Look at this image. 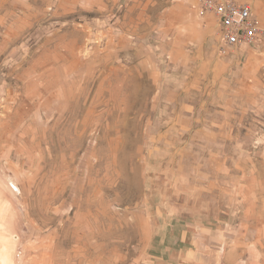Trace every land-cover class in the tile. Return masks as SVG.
<instances>
[{
	"label": "rangeland",
	"instance_id": "1",
	"mask_svg": "<svg viewBox=\"0 0 264 264\" xmlns=\"http://www.w3.org/2000/svg\"><path fill=\"white\" fill-rule=\"evenodd\" d=\"M233 1L264 28V0ZM199 2L0 0V264L42 259L92 172L107 189L79 211L90 248H72L89 264H264V38L230 72L198 61L173 72V38L205 21ZM116 120L119 154L98 140Z\"/></svg>",
	"mask_w": 264,
	"mask_h": 264
},
{
	"label": "bare ground",
	"instance_id": "2",
	"mask_svg": "<svg viewBox=\"0 0 264 264\" xmlns=\"http://www.w3.org/2000/svg\"><path fill=\"white\" fill-rule=\"evenodd\" d=\"M67 89V90H66ZM65 89V92L63 93L62 96V102L64 105V109L66 110V106L69 102V97L71 96V90H69L68 88ZM122 91V90H121ZM110 93V92H109ZM114 94V93H113ZM115 95V94H114ZM117 96V95H116ZM73 98V97H72ZM115 101V100H114ZM117 101V100H116ZM72 102V101H71ZM73 103V102H72ZM117 103V102H116ZM115 104V103H114ZM66 105V106H65ZM71 107V106H70ZM61 109V108H60ZM119 110V108H117ZM69 110L72 111V109L70 108ZM75 110V108H74ZM123 110V108H122ZM120 111V110H119ZM71 113V112H70ZM75 114V111H74ZM124 114V113H123ZM90 118V117H89ZM120 118V117H119ZM70 122L73 121L74 119L72 117H70L68 119ZM67 120V121H68ZM64 120V122L61 124V127L64 129L63 133H62V142L65 144V149L66 150H71V151H75L73 149V147H75L76 145V141L78 140V138H68L66 139L65 134L70 132L71 129H69L68 124H67V128L65 127L66 122ZM99 122V121H98ZM69 123V122H68ZM94 123V121L92 122ZM114 125V132L115 134H117L115 137L113 138H108V133H110V131H112L110 129V127H106L102 129V133H104L105 135L100 137V139H98L101 143L104 142L105 140L107 141V146L108 149L110 151L115 152L118 154L120 153V150L123 151V149L126 147V143L125 140L123 139L122 135H119V133L121 132L122 125L121 122L119 120H116ZM60 124V123H59ZM75 124V123H74ZM88 124H91L90 119H88L86 121V123L84 124V126H87ZM102 126V125H101ZM90 127V126H89ZM76 131V130H75ZM64 134V136H63ZM67 134V135H68ZM129 133L126 134V136ZM80 136V135H79ZM125 136V137H126ZM78 137V136H77ZM127 141V140H126ZM62 143V144H63ZM126 149V148H125ZM64 150V149H63ZM65 150V151H66ZM97 153H99L100 155H102L103 160H106V153L103 151H97ZM64 154V153H63ZM73 154V152H72ZM113 157V156H112ZM105 158V159H104ZM114 162H115V158H114ZM122 164V163H121ZM118 167H116V170L119 171V168H121L120 165L116 164ZM115 169V168H114ZM93 174V178L89 180L88 185L85 188H82L79 184L76 185V187L74 189H76V193H82V198H78L77 200L74 199V203L77 207V211H75V213L73 214V216L69 217V216H64L61 215L62 220L60 222V224L58 225V227L53 230L54 234L51 236V243L47 248V252L42 255V259H44L46 257V260L49 264H89V254L84 253L85 256H83L80 252H76L75 250H72V248L74 247L75 243H81V245L85 248H90V236H91V232L89 231V226H90V221L89 219L80 216L79 211L84 209L87 213L90 212V209H92V200L91 198L93 196L96 195H103V193L106 191L107 187L105 184H99V188L100 191L95 189V178H94V173ZM64 182V181H63ZM64 184V183H63ZM62 187V186H61ZM64 186L61 188V190H64ZM67 188V187H66ZM72 188V187H71ZM65 192V191H64ZM65 194V193H64ZM54 197V196H53ZM55 199V198H54ZM44 201V200H43ZM72 202V201H71ZM94 206V205H93ZM46 207V205H45ZM44 207V208H45ZM83 211V210H82ZM42 214H43V218L47 219L49 221H51V217L49 216V214L47 215V217L45 218V213L44 210L42 209ZM88 216V214H87ZM57 218V217H56ZM54 219V218H53ZM8 240V238L6 239ZM49 242V240H48ZM5 244V243H4ZM11 244V243H10ZM77 245V244H76ZM46 246V245H45ZM2 251V250H0ZM4 251V250H3ZM2 251V252H3ZM5 252V251H4ZM12 253V252H11ZM79 253L82 255L80 258L74 259L75 257H77L79 255ZM5 254V253H4ZM8 254V253H7ZM5 254V255H7ZM3 255V254H2ZM9 258V257H8ZM7 258V259H8ZM12 258V257H10ZM9 258V259H10ZM38 258V257H37ZM6 259V258H5ZM13 259V258H12ZM35 259V258H34ZM40 259L39 260H33V262L35 264H43L45 263L43 260ZM4 261V260H3ZM5 262V261H4ZM1 262V263H4ZM92 262V261H91ZM6 264V263H5ZM13 264V263H12Z\"/></svg>",
	"mask_w": 264,
	"mask_h": 264
},
{
	"label": "built area",
	"instance_id": "3",
	"mask_svg": "<svg viewBox=\"0 0 264 264\" xmlns=\"http://www.w3.org/2000/svg\"><path fill=\"white\" fill-rule=\"evenodd\" d=\"M197 16L209 17L217 24V51L225 56L238 49L256 46L264 38V28L259 15L248 3L233 0H200Z\"/></svg>",
	"mask_w": 264,
	"mask_h": 264
},
{
	"label": "crops",
	"instance_id": "4",
	"mask_svg": "<svg viewBox=\"0 0 264 264\" xmlns=\"http://www.w3.org/2000/svg\"><path fill=\"white\" fill-rule=\"evenodd\" d=\"M205 22V23H204ZM203 23L202 21L198 23L191 22L190 20L187 22L185 29L189 32L188 35H185L181 40L180 39H174V43H176V46L172 47L173 50L171 53L170 60L173 62V64L176 65L175 68H177L178 71L173 70V72H177L178 74H181L182 76H189L193 75V73L186 72V69H189L185 66L190 63V61H198L200 65L208 64L209 66H216L217 69L222 72H230L233 70V67L238 62L239 55L241 54V50L243 51V48L236 50L233 53H230L228 56H220L217 52V36L213 40L210 38V36H213L212 33L216 32V35L218 33L217 25L215 24V19L212 17H209L208 20H205ZM212 39V40H211ZM191 45V46H190ZM183 66V67H182ZM182 70V72H181ZM181 72V73H180ZM211 73V72H210ZM189 81L184 79H178L173 83L175 85L183 83V87L179 88L178 86H175L171 84L167 85V95L168 98L173 97L172 94H175L176 91H181L187 89V85L190 83V86H194V80H191L193 78L189 77ZM214 88H212V92L214 93ZM221 93H225L226 89L220 91ZM227 100L229 98L227 97ZM226 125H230V122H226ZM232 125V124H231ZM218 126H223V122L218 124ZM228 137V130L226 133Z\"/></svg>",
	"mask_w": 264,
	"mask_h": 264
}]
</instances>
